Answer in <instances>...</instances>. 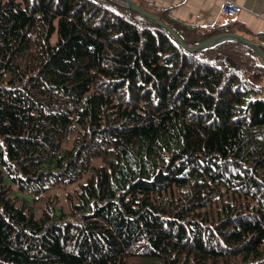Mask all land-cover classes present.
I'll list each match as a JSON object with an SVG mask.
<instances>
[{"label":"trees","instance_id":"1","mask_svg":"<svg viewBox=\"0 0 264 264\" xmlns=\"http://www.w3.org/2000/svg\"><path fill=\"white\" fill-rule=\"evenodd\" d=\"M153 15L186 45L245 33ZM263 91L238 41L188 51L113 0H0V264H264Z\"/></svg>","mask_w":264,"mask_h":264},{"label":"crops","instance_id":"2","mask_svg":"<svg viewBox=\"0 0 264 264\" xmlns=\"http://www.w3.org/2000/svg\"><path fill=\"white\" fill-rule=\"evenodd\" d=\"M151 13L163 14L183 25L200 30L221 26L234 21L243 27L241 35L264 47V0H133ZM223 1L238 7L232 18L224 17L220 12ZM257 35L263 39L257 40Z\"/></svg>","mask_w":264,"mask_h":264},{"label":"water","instance_id":"3","mask_svg":"<svg viewBox=\"0 0 264 264\" xmlns=\"http://www.w3.org/2000/svg\"><path fill=\"white\" fill-rule=\"evenodd\" d=\"M113 1L125 8H128L136 12L144 19L165 29L184 49L188 51H198L201 49L209 48L223 41H238L249 47L256 55L258 61L264 66L263 50L255 42L251 41L250 39L246 38L243 35L237 33H231V32H221V33L213 34L194 45H186L181 41V39L173 32V30L168 25H166L163 21H161L159 18L154 16L152 13L144 10L133 0H113Z\"/></svg>","mask_w":264,"mask_h":264},{"label":"rangeland","instance_id":"4","mask_svg":"<svg viewBox=\"0 0 264 264\" xmlns=\"http://www.w3.org/2000/svg\"><path fill=\"white\" fill-rule=\"evenodd\" d=\"M55 36H51L50 42H54ZM262 97L264 98V91L262 93ZM94 164H99V160H95ZM87 174L80 180L84 181ZM79 181V182H80ZM78 189V184H71L67 186H60V187H54L49 189L44 195L43 198L40 199H32L27 204L29 205V208L33 211L34 217H38L41 213V211L44 209L46 204L54 203L57 207L61 208L62 210L66 211L68 209V198L72 197L74 195V191ZM45 201H48L45 203ZM20 201L17 200L16 203L18 204Z\"/></svg>","mask_w":264,"mask_h":264},{"label":"built area","instance_id":"5","mask_svg":"<svg viewBox=\"0 0 264 264\" xmlns=\"http://www.w3.org/2000/svg\"><path fill=\"white\" fill-rule=\"evenodd\" d=\"M237 11H238L237 5L231 2L223 1L220 5V12L226 18L234 17Z\"/></svg>","mask_w":264,"mask_h":264}]
</instances>
